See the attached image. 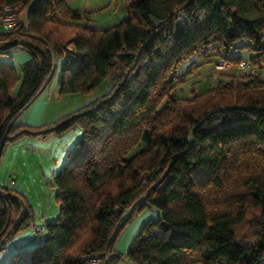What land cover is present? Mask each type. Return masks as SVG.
Masks as SVG:
<instances>
[{
    "label": "trees",
    "instance_id": "obj_1",
    "mask_svg": "<svg viewBox=\"0 0 264 264\" xmlns=\"http://www.w3.org/2000/svg\"><path fill=\"white\" fill-rule=\"evenodd\" d=\"M126 2L125 19L96 28L91 11L67 0H0L27 11L25 22L17 18L12 31L0 32V56L17 46L30 52L20 75L0 58V158L9 142L82 129L55 175L58 219L44 225V239L33 250L5 264L21 257L18 264H85L107 252L113 254L107 264L124 258L133 264H264V78L219 79L194 95L198 102L182 124L160 131L189 100L179 87L211 55L237 64L244 57L233 50L253 51L246 58L262 67L264 0ZM193 57L202 61L179 73ZM59 65L61 94L87 93L111 75L112 87L52 122L16 124ZM233 183L243 193L229 194ZM0 189L2 251L33 215L22 209L18 191ZM247 200L260 209L252 240L235 231ZM149 205L162 216L148 220L128 250L119 251L120 233ZM84 234L86 242L74 251Z\"/></svg>",
    "mask_w": 264,
    "mask_h": 264
},
{
    "label": "rangeland",
    "instance_id": "obj_2",
    "mask_svg": "<svg viewBox=\"0 0 264 264\" xmlns=\"http://www.w3.org/2000/svg\"><path fill=\"white\" fill-rule=\"evenodd\" d=\"M69 4L78 9L88 10L92 12V25L96 28H108L119 23L128 16L126 0H67ZM17 18L26 21L27 11L20 5H17ZM20 10V15L18 11ZM72 44L67 42L68 48H72ZM213 52V51H212ZM215 55V54H214ZM233 56L242 55L251 57L253 51L233 50ZM212 60L208 63L201 64L193 74L187 76L186 81L179 87V95L188 98L180 106V113L175 114L172 119L167 120L160 131L169 129L177 124H182L186 117L184 113L186 109H191L198 101L192 100L194 95L203 93L207 89L215 86L219 79H228L230 76L244 75L236 64L231 69L219 68L222 57L211 55ZM1 59L8 61L16 67L18 75L21 74V66L30 58V52L21 47L11 48L5 55L0 56ZM218 58V59H217ZM197 59L201 62L200 57H193L186 61L179 68V73H184L188 65ZM260 75L264 78V69ZM60 79L59 68L47 85L46 91L42 97L46 98L50 93L52 96L49 101L46 112L47 122H52L62 115L76 110L90 102L96 100L101 95L108 92L113 84L112 75L107 77L105 81L96 88L87 93L75 92L61 94L57 90ZM18 82L13 86L12 93L15 94ZM56 91L58 93H56ZM53 93V94H52ZM54 95V96H53ZM43 99V98H42ZM190 104V105H189ZM45 120V119H43ZM46 123V122H42ZM41 123V124H42ZM82 136L80 126H75L63 134H53L47 138L24 137L16 142H9L4 147L0 158V187L15 189L21 194L23 205L22 209L29 207L31 209L33 219L29 225L19 229L13 234L7 242L6 248L0 251V261L9 262L12 256L17 252L24 254L26 251L33 250L39 244L38 232L34 229L40 228L46 223L55 222L60 215V203L57 199V186L55 175L60 171L66 161L68 151L72 149L78 139ZM137 150V148H135ZM238 184H232L227 189L229 194L239 191ZM208 190V188L206 189ZM1 191V189H0ZM210 200H216L213 192L210 190L208 195ZM142 202V198H139ZM11 218L14 221L18 214L16 205H9ZM260 209L251 201L247 200V213L244 220L235 226V231L239 239H255L257 229V220ZM162 216V211L152 205L145 206L137 211L132 221L120 233L116 247L121 251H127L134 238L140 233L141 229L148 220H156ZM86 242V235L75 244L74 251L79 250ZM113 254L107 252L105 255L107 262ZM264 261V260H263ZM106 262V264H107ZM118 264H133L129 259L124 258Z\"/></svg>",
    "mask_w": 264,
    "mask_h": 264
},
{
    "label": "built area",
    "instance_id": "obj_3",
    "mask_svg": "<svg viewBox=\"0 0 264 264\" xmlns=\"http://www.w3.org/2000/svg\"><path fill=\"white\" fill-rule=\"evenodd\" d=\"M17 8L18 6H12L9 4H3L0 6V32L12 31L17 25ZM220 62L219 68H227L232 69L234 67V63L226 60L225 58H221L218 60ZM238 69L244 74L258 75L261 73L262 69H264V64L262 67L253 63L250 58H243L239 63L236 64ZM39 235L41 240L44 239V226L42 225L40 228H34ZM24 261V258H18L15 261L10 262L9 264H18ZM107 258L106 256H90L87 258L85 264H106Z\"/></svg>",
    "mask_w": 264,
    "mask_h": 264
},
{
    "label": "crops",
    "instance_id": "obj_4",
    "mask_svg": "<svg viewBox=\"0 0 264 264\" xmlns=\"http://www.w3.org/2000/svg\"><path fill=\"white\" fill-rule=\"evenodd\" d=\"M72 47H73V44H72ZM58 87H59V83H58ZM46 88L47 86L43 88L39 96L31 103L29 107H27L25 110L20 112V114L15 118L16 124L25 123V124H30V125H39L42 122H47L48 119H46V112L48 109L49 101H51L52 95L49 93L46 98L42 97L46 91ZM57 91L59 92V90ZM57 91L56 93H58ZM5 263L7 262L0 261V264H5Z\"/></svg>",
    "mask_w": 264,
    "mask_h": 264
}]
</instances>
